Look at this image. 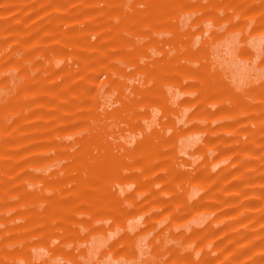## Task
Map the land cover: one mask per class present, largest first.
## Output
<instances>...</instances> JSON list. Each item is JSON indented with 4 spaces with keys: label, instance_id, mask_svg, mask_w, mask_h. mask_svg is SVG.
Listing matches in <instances>:
<instances>
[{
    "label": "rangeland",
    "instance_id": "obj_1",
    "mask_svg": "<svg viewBox=\"0 0 264 264\" xmlns=\"http://www.w3.org/2000/svg\"><path fill=\"white\" fill-rule=\"evenodd\" d=\"M0 264H264V0H0Z\"/></svg>",
    "mask_w": 264,
    "mask_h": 264
}]
</instances>
